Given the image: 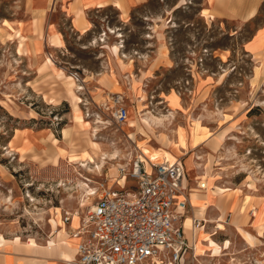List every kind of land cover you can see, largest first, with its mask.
Instances as JSON below:
<instances>
[{
  "label": "rangeland",
  "instance_id": "374dc122",
  "mask_svg": "<svg viewBox=\"0 0 264 264\" xmlns=\"http://www.w3.org/2000/svg\"><path fill=\"white\" fill-rule=\"evenodd\" d=\"M204 1L150 0L126 17L113 9L94 13L89 31L64 26L61 51L29 60L16 56L10 23L22 17L20 4L0 0V246L55 241L52 212L84 220L120 169H132L139 145L153 142L173 148L188 168L197 158L200 171L187 173L188 192L203 182L201 194L214 185L240 195L237 211L220 219L224 229L205 220L199 236L228 240L230 249L215 254L205 242V254L192 247L181 264H264V58H252L244 46L263 19L221 24L202 15ZM170 93L177 103L165 102ZM118 97L129 112L123 124L115 118ZM24 129L42 134L43 142L18 156L15 134ZM193 135L206 142L180 153L182 139L185 149L188 140L195 145ZM90 189L96 195L87 198ZM187 210L194 217L193 207ZM253 222L258 234L247 229ZM203 232L215 236L202 238ZM45 255L36 249L43 261L32 264L56 262Z\"/></svg>",
  "mask_w": 264,
  "mask_h": 264
},
{
  "label": "built area",
  "instance_id": "2783aa9c",
  "mask_svg": "<svg viewBox=\"0 0 264 264\" xmlns=\"http://www.w3.org/2000/svg\"><path fill=\"white\" fill-rule=\"evenodd\" d=\"M116 105V121L123 124L129 112L121 102ZM151 168L147 172L136 159L130 171L120 169L124 185L102 189L88 215L91 229L82 235L73 264H157L156 259L181 264L192 248L183 223L190 203L187 194L178 199L184 192L183 171L179 163ZM62 220L69 225L70 212H64ZM200 223L195 219L196 227Z\"/></svg>",
  "mask_w": 264,
  "mask_h": 264
},
{
  "label": "crops",
  "instance_id": "0c3cea01",
  "mask_svg": "<svg viewBox=\"0 0 264 264\" xmlns=\"http://www.w3.org/2000/svg\"><path fill=\"white\" fill-rule=\"evenodd\" d=\"M149 1L150 0H15L16 3L20 4L23 11L20 19L15 18L14 21L10 22L15 29L16 56L19 58H27L29 60L44 59L48 54L62 50L63 43L65 42L64 26H69L78 33H85L89 31L91 27V22L89 21L90 15L103 10L113 9L118 11L120 16L126 17L131 15L135 10L146 6ZM202 15L208 20L219 21L221 24L236 23L241 26L254 24L259 18L263 19L261 25L256 29L251 38L245 42L244 46L246 48L245 51L250 54L252 58L257 56L264 58V0H205ZM16 32H18V34ZM19 48L25 49V53L21 54ZM48 61L50 62V60ZM172 95L173 94L170 93V95L166 97L165 102L169 103L173 101L177 103L178 100L174 99ZM204 129L205 127L203 126V130L196 135L202 137L206 134ZM30 132L33 133L30 134ZM206 138L196 145H192L190 140H188L187 148L185 149L179 145L178 150L183 154L190 151H196L197 148L206 142ZM143 140L144 138L142 141ZM42 142L43 135L33 129L20 130L15 134V153L18 156H21L24 153L28 155L31 151L37 149ZM178 142L179 141L177 140V143ZM148 145L156 150H169L177 155L173 148L168 149L167 143L165 145L167 148H157L153 145V142L152 145L150 143H148ZM22 149L26 150L22 151ZM178 157L183 171V191L188 194L189 192L192 193L196 190L203 192L202 189H193L188 192L187 173L195 170L200 171L197 158L194 161V166L188 168L185 164V159L180 158L181 156ZM194 167L196 169H194ZM201 175L204 174L199 172L198 178ZM202 183L203 182L200 184ZM231 191L232 193L230 195L214 197L212 202L213 206H210L209 208L202 205V203L206 201H198L195 202V204L193 203L195 210L201 207L204 208V214H198V217L202 220H206L207 224H216L220 219H225L226 222L228 210L231 209L237 211V208L239 207L240 195L237 190L231 189ZM200 199L208 200L203 196H200ZM258 205L259 206L255 208H262V204ZM208 210L212 211L209 218L207 216ZM251 220L254 221V219ZM238 225L241 226L242 229H245L244 227H246L240 224ZM258 225L259 223L256 224L253 222V226H248L247 229L250 228L248 229L249 231H254L258 234ZM262 225L263 229L264 221L262 222ZM212 233L203 232L202 238H206V236L214 238L215 234ZM77 240V244L75 245L76 256L79 239ZM226 242H228V240H225L222 244L218 243L222 247V252L231 247L230 242L229 245L225 247ZM6 244L7 241L0 246V264H32L30 260L34 255L26 252L22 247H16L13 243ZM76 256L73 258L72 262L76 259ZM49 264L64 263L56 261L50 262Z\"/></svg>",
  "mask_w": 264,
  "mask_h": 264
},
{
  "label": "bare ground",
  "instance_id": "6f19581e",
  "mask_svg": "<svg viewBox=\"0 0 264 264\" xmlns=\"http://www.w3.org/2000/svg\"><path fill=\"white\" fill-rule=\"evenodd\" d=\"M4 23L9 26V23L7 21H5ZM16 33L18 34V32H16ZM21 40H23V39H21ZM119 102H122L121 97H118V99L116 100V104ZM131 134H132V132L127 134V137L129 139L132 136ZM57 141L58 140H56V142ZM192 141H193V144H195V145L198 143V140H197L195 135H193ZM181 145L182 146L185 145V142L183 139L181 140ZM139 149H140V155L138 156L139 159L138 158L137 159L146 164V169H147V172H149V173H151V171H152V168H151L152 164H165L166 163L168 165L174 166L176 163H179V158L175 154L171 153L168 150H163V151L162 150H156V149L152 148L151 146H149L148 143H146V142H143L142 144H140ZM145 150H147L146 152H148L147 155L144 154ZM72 158L75 159L74 157H72ZM115 158L116 157H114L113 159H115ZM120 176L121 177H117V179L115 181L110 182L109 188H112L114 186L120 187L121 185H123V184H121V182H125L126 176L125 175H120ZM201 186H203L204 189H206V187H207V185L205 183H202ZM85 193H86L85 196H87V198L96 195V193L91 189L85 190ZM209 193H210L209 195L201 194L200 191L196 190V191H193L192 193L189 192V194L187 195L188 201H189L191 207H193V209H194V217L185 216L183 223L185 226L186 234L192 240L193 250L198 255H202V254H205L207 252V247L204 245L205 242H207V244H209L211 251L215 254L219 253L220 250L222 249L221 246H219L212 239L199 240L200 232L202 231V229L204 228V225L206 223H205V220H202L201 218L198 217V214L203 215L204 214V208L203 207L198 208L196 213H195V206L193 205V203H195L197 201H201L202 199H199L200 196L206 197L208 199V200L205 199L202 201L209 202L214 197H217L220 195H230L231 190L225 189V188L224 189L218 188V187H215L213 185L209 188ZM185 196H186V192H182L181 195L178 197V199L182 200ZM87 198L84 199V202H85V200H87ZM81 205H82V202H81ZM93 207H94V205L91 208H89L88 215L92 211ZM179 212L185 213L181 209H179ZM52 213H53V216L51 218L50 223H51V226L54 230L53 234L56 236V240L55 241H48L46 246H40L36 243V241L34 239H30L27 243L22 244V245L32 255H34V252L36 249L44 250V252H46V254H47V255H45L44 259L47 260L48 262L59 261V262H62L64 264H70V262H71V264H72L76 260L75 259L72 262V260L74 258L72 245H73V243H75L77 241V239H79V243L77 245V255H78V246L82 240V235L88 233L89 216L85 217L84 220L81 219L79 222L78 221V215L76 213H73V214L70 213L72 223L70 222L69 225H65L63 223V220H62V210L60 208H57ZM195 219L201 221V223L198 227H196L194 225ZM218 223H220V224L218 225L217 229L223 230L224 227L222 225V221L219 220ZM68 226H69V229H67ZM74 236L77 239H74ZM247 238H249V235H247ZM228 245H229V242H226V247ZM49 255H50V257H49ZM41 261H43V259L37 258L36 256H34L30 260L31 263L41 262ZM156 262H157V264H162L160 259H156Z\"/></svg>",
  "mask_w": 264,
  "mask_h": 264
}]
</instances>
